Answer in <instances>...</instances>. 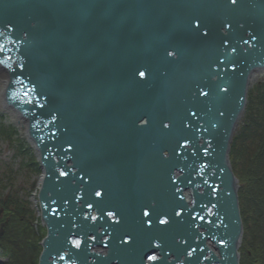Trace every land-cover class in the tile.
Masks as SVG:
<instances>
[{
    "label": "water",
    "instance_id": "water-1",
    "mask_svg": "<svg viewBox=\"0 0 264 264\" xmlns=\"http://www.w3.org/2000/svg\"><path fill=\"white\" fill-rule=\"evenodd\" d=\"M0 65L44 176L39 264H240L264 0H0Z\"/></svg>",
    "mask_w": 264,
    "mask_h": 264
},
{
    "label": "trees",
    "instance_id": "trees-1",
    "mask_svg": "<svg viewBox=\"0 0 264 264\" xmlns=\"http://www.w3.org/2000/svg\"><path fill=\"white\" fill-rule=\"evenodd\" d=\"M0 116L1 132L11 141L14 127L5 125ZM17 142L16 158L21 156L22 166L33 171H41L39 162L29 149ZM25 154V156L21 155ZM231 161L240 180V206L244 222V237L240 248L241 264H264V82L249 92L246 117L243 126L232 142ZM7 165V169L15 172ZM16 179V175L12 178ZM44 235V234H43ZM42 235V236H43ZM20 247L25 253L31 249L33 259L30 264H38L39 251L26 238L24 229L20 230Z\"/></svg>",
    "mask_w": 264,
    "mask_h": 264
},
{
    "label": "rangeland",
    "instance_id": "rangeland-1",
    "mask_svg": "<svg viewBox=\"0 0 264 264\" xmlns=\"http://www.w3.org/2000/svg\"><path fill=\"white\" fill-rule=\"evenodd\" d=\"M6 77H4L5 80ZM0 79V116L3 117L1 120L5 125L14 127L16 132L14 133V138L19 142H22V146L29 149L32 156H35L37 161L38 157L36 155L35 149L32 146L31 142L28 140L25 134L24 122L22 121L19 114H16L9 108L4 101V97L2 94L4 83ZM264 82V78L254 80L250 86V90H253L256 85L262 84ZM3 87V88H2ZM2 89V90H1ZM3 101V104H1ZM7 107H6V106ZM5 106V107H3ZM18 115V116H17ZM246 117V111L242 116V119L236 129L235 135L240 132L244 120ZM11 141L10 138L7 137L5 132H1L0 128V164H11L10 166L17 172L16 179L17 183L21 185V189L19 190V197L22 203L24 204V213H23V229L26 235V238H29V241L36 245V250H38L39 257L43 251V239L47 234V227L42 223L41 220V209L40 202L38 200L39 197V184L38 181L42 176V168L41 171H33L31 168L23 167L22 158H16L17 151V142ZM25 156V154H21ZM40 165V162H39ZM3 169V167H1ZM44 234V235H43ZM43 235V236H42ZM38 257V259H39ZM33 259V253L31 249H26L25 253H23V264H30Z\"/></svg>",
    "mask_w": 264,
    "mask_h": 264
},
{
    "label": "flooded vegetation",
    "instance_id": "flooded-vegetation-1",
    "mask_svg": "<svg viewBox=\"0 0 264 264\" xmlns=\"http://www.w3.org/2000/svg\"><path fill=\"white\" fill-rule=\"evenodd\" d=\"M8 164H0V264H23L20 230L24 204L18 194L21 185L12 179L17 172L8 170Z\"/></svg>",
    "mask_w": 264,
    "mask_h": 264
},
{
    "label": "bare ground",
    "instance_id": "bare-ground-1",
    "mask_svg": "<svg viewBox=\"0 0 264 264\" xmlns=\"http://www.w3.org/2000/svg\"><path fill=\"white\" fill-rule=\"evenodd\" d=\"M7 72H6V70L0 65V79L2 80V79H4V77H6L5 79L7 80V74H6ZM254 80H257V79H261V78H264V69H262V70H258V71H255L254 72ZM253 80V81H254ZM2 82L4 83L5 82V80H2ZM4 86H5V83H4ZM3 86V87H4ZM2 87V88H3ZM2 90V89H1ZM1 104H3V101H1ZM6 106V105H5ZM5 106H3V107H5ZM7 107V106H6ZM10 108V107H9ZM13 112H15L16 114H17V112L15 111V110H13V109H11ZM18 116V115H17ZM19 117V116H18ZM242 119V118H241ZM24 120V119H23ZM24 122L26 123V120H24ZM43 178H44V176L42 175L41 176V178H40V180L38 181V184H39V187L42 185V183H43Z\"/></svg>",
    "mask_w": 264,
    "mask_h": 264
},
{
    "label": "snow or ice",
    "instance_id": "snow-or-ice-1",
    "mask_svg": "<svg viewBox=\"0 0 264 264\" xmlns=\"http://www.w3.org/2000/svg\"><path fill=\"white\" fill-rule=\"evenodd\" d=\"M141 75H144L143 73H141Z\"/></svg>",
    "mask_w": 264,
    "mask_h": 264
}]
</instances>
